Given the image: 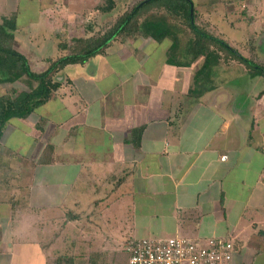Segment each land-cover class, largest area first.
Segmentation results:
<instances>
[{
    "label": "crops",
    "instance_id": "obj_1",
    "mask_svg": "<svg viewBox=\"0 0 264 264\" xmlns=\"http://www.w3.org/2000/svg\"><path fill=\"white\" fill-rule=\"evenodd\" d=\"M97 1L0 0V21L16 17L15 47L42 71L69 52L60 42L98 31L79 27ZM195 3L213 10L212 25H264V0ZM170 45L117 38L60 69L46 102L9 119L0 264H129L128 239L177 234L230 237L233 264H264V76L221 58L196 93L203 58L170 64Z\"/></svg>",
    "mask_w": 264,
    "mask_h": 264
},
{
    "label": "trees",
    "instance_id": "obj_2",
    "mask_svg": "<svg viewBox=\"0 0 264 264\" xmlns=\"http://www.w3.org/2000/svg\"><path fill=\"white\" fill-rule=\"evenodd\" d=\"M114 6L115 0H106L101 9L107 12ZM152 9H165L169 14L184 18L194 37L184 47L180 30L164 15L145 17L140 20ZM198 15L195 0H139L127 8L105 30L97 31L91 36L77 37L72 43L60 42L61 47L70 48L69 52L50 60L48 67L42 71L33 69L27 56L15 47L16 17L4 16L0 21V83L12 85L25 78L30 88L16 93H13L15 90L7 91L0 95V143L4 127L10 118L27 116L34 108L46 102L53 90L59 87L60 82L56 79V74L60 69L69 63L85 62L90 57L104 52L113 40L122 38L124 35L145 34L158 41L170 38L171 45L167 57L170 64L188 66L196 59L203 57V62L195 73L196 86L193 91L196 93L200 82H209L214 68L221 59L220 50L227 51L233 59L245 64L253 76H264L263 63L246 56L227 39L199 24ZM214 45L219 51L214 48ZM183 55L187 56V59ZM142 129V127L135 128L134 134L139 136Z\"/></svg>",
    "mask_w": 264,
    "mask_h": 264
},
{
    "label": "rangeland",
    "instance_id": "obj_3",
    "mask_svg": "<svg viewBox=\"0 0 264 264\" xmlns=\"http://www.w3.org/2000/svg\"><path fill=\"white\" fill-rule=\"evenodd\" d=\"M139 0H117L118 2V8L114 9L109 15L106 17H102L104 15V11L101 9V6L106 3V0H98L97 3L94 5V7L91 9V14L85 21H78L81 23L79 27L81 28L80 30L85 31L90 29L91 33L94 31H100V30H105L107 27L111 26L113 24L117 17L120 16L127 8L132 6L134 3H136ZM89 5V4H88ZM117 7V5H116ZM197 7V4H196ZM200 7V6H199ZM75 9V8H74ZM199 11V15L197 17V22L203 26H205L209 31L212 33L223 37L227 39L230 43H232L234 46L238 47L240 51L245 54L246 56L264 64V25H256L253 24L252 20H249L248 18L245 17H240L239 21H247L250 24L243 25V24H237V19L234 17L231 18L232 24H218V22H215L214 25L207 23L209 20L208 17V11H213L209 7L206 8H197ZM86 10V9H85ZM85 10L83 12L85 13ZM234 11V10H233ZM236 14H241L242 10H235ZM63 14L66 12V8H62ZM205 13V14H204ZM210 13V12H209ZM89 15V14H88ZM164 15L171 23L175 24L178 29L180 30V36H181V41L182 45L185 47L188 43V41L194 37L193 33L191 32L189 26L187 25V22L184 18L180 16H175L174 14H169L165 9H152L149 12L145 13L142 16L143 20L145 17H150V16H162ZM242 15V14H241ZM243 16V15H242ZM83 19V20H85ZM220 20V19H216ZM85 23V27H84ZM85 29V30H83ZM93 32V33H94ZM66 35L68 33H65ZM254 34H258V37L256 39H252ZM245 35H252L249 39H245ZM64 37V36H63ZM66 37V36H65ZM244 38V39H242ZM215 46V45H214ZM218 50V48L215 46ZM219 51V50H218ZM263 51V52H262ZM222 62H227V65H231V63L239 64L240 69L243 68L244 64L238 61L237 59H233L232 56L225 50H220L219 51ZM182 55V53H181ZM184 56V55H183ZM187 59V56H184ZM203 58V57H202ZM199 59V58H198ZM218 64L216 65V67ZM59 81V80H58ZM60 82V81H59ZM203 83V82H202ZM30 86L28 84L27 79H21L12 85L10 83H0V95L3 93H6L7 91H13V93H16L20 90L23 89H29Z\"/></svg>",
    "mask_w": 264,
    "mask_h": 264
},
{
    "label": "built area",
    "instance_id": "obj_4",
    "mask_svg": "<svg viewBox=\"0 0 264 264\" xmlns=\"http://www.w3.org/2000/svg\"><path fill=\"white\" fill-rule=\"evenodd\" d=\"M124 248L129 264H233L237 251L230 237L193 238L178 234L130 238Z\"/></svg>",
    "mask_w": 264,
    "mask_h": 264
}]
</instances>
